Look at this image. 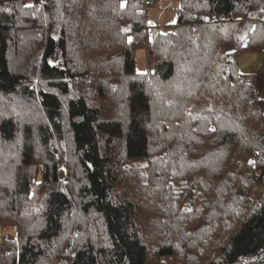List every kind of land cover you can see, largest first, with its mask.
Instances as JSON below:
<instances>
[{
    "label": "trees",
    "instance_id": "trees-1",
    "mask_svg": "<svg viewBox=\"0 0 264 264\" xmlns=\"http://www.w3.org/2000/svg\"><path fill=\"white\" fill-rule=\"evenodd\" d=\"M173 1L0 0V264H264V0Z\"/></svg>",
    "mask_w": 264,
    "mask_h": 264
},
{
    "label": "rangeland",
    "instance_id": "rangeland-1",
    "mask_svg": "<svg viewBox=\"0 0 264 264\" xmlns=\"http://www.w3.org/2000/svg\"><path fill=\"white\" fill-rule=\"evenodd\" d=\"M179 4L173 0H153V3L147 10L146 24L149 27L158 26L161 30L169 29L174 26L177 20L176 11ZM136 71L142 73L145 71V51L138 49L135 54ZM238 70L247 77H255L258 82V97L264 100V53H241L238 56ZM6 227H3L4 232ZM6 234V233H5ZM0 230L1 241L8 240ZM14 235V232H9ZM7 237V238H6Z\"/></svg>",
    "mask_w": 264,
    "mask_h": 264
},
{
    "label": "snow or ice",
    "instance_id": "snow-or-ice-1",
    "mask_svg": "<svg viewBox=\"0 0 264 264\" xmlns=\"http://www.w3.org/2000/svg\"><path fill=\"white\" fill-rule=\"evenodd\" d=\"M31 5H29V7H30Z\"/></svg>",
    "mask_w": 264,
    "mask_h": 264
},
{
    "label": "built area",
    "instance_id": "built-area-1",
    "mask_svg": "<svg viewBox=\"0 0 264 264\" xmlns=\"http://www.w3.org/2000/svg\"><path fill=\"white\" fill-rule=\"evenodd\" d=\"M7 238V237H6Z\"/></svg>",
    "mask_w": 264,
    "mask_h": 264
}]
</instances>
